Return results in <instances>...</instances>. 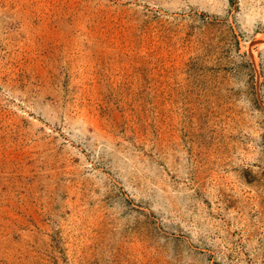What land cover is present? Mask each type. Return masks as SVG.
<instances>
[{
	"label": "rangeland",
	"instance_id": "374dc122",
	"mask_svg": "<svg viewBox=\"0 0 264 264\" xmlns=\"http://www.w3.org/2000/svg\"><path fill=\"white\" fill-rule=\"evenodd\" d=\"M0 151V264H264V0H0Z\"/></svg>",
	"mask_w": 264,
	"mask_h": 264
},
{
	"label": "crops",
	"instance_id": "0c3cea01",
	"mask_svg": "<svg viewBox=\"0 0 264 264\" xmlns=\"http://www.w3.org/2000/svg\"><path fill=\"white\" fill-rule=\"evenodd\" d=\"M34 157V152L29 151H0V233H22L21 229L35 228L28 219L36 218L33 196L41 192L35 180L42 181L43 175L36 173Z\"/></svg>",
	"mask_w": 264,
	"mask_h": 264
}]
</instances>
